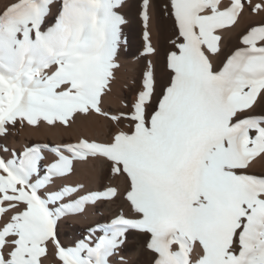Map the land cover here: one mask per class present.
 <instances>
[{
  "label": "snow or ice",
  "instance_id": "1",
  "mask_svg": "<svg viewBox=\"0 0 264 264\" xmlns=\"http://www.w3.org/2000/svg\"><path fill=\"white\" fill-rule=\"evenodd\" d=\"M0 264H264V0H0Z\"/></svg>",
  "mask_w": 264,
  "mask_h": 264
},
{
  "label": "bare ground",
  "instance_id": "2",
  "mask_svg": "<svg viewBox=\"0 0 264 264\" xmlns=\"http://www.w3.org/2000/svg\"><path fill=\"white\" fill-rule=\"evenodd\" d=\"M159 2V0H157ZM136 33L139 32V25H135ZM166 32L161 29L157 31V29L153 28V41L156 43L159 41L160 45L163 46L164 44V37ZM234 35V34H229ZM139 46L138 38L134 36L133 38V47L129 50V54L122 58V62L124 67L121 69V78L122 80L128 79L131 77L135 72V64L132 62V53L135 52L136 48ZM53 135L47 134L48 142L53 141ZM26 139H30L33 141H43L45 139V134L43 133H28L22 132L18 137L14 140L10 138L9 143H15L17 147H19ZM82 177L78 176L74 179H80ZM103 183H107V180H104ZM90 187L95 188L96 183L93 180L90 183ZM115 211L114 205L108 204H100L98 205L97 210L90 209L86 214L81 216H72L69 217L64 224L61 225L59 229L60 239L61 241L71 246L73 241L77 238L82 236L88 226L94 224L97 220L102 219V217H109L112 212ZM146 258H142L144 260Z\"/></svg>",
  "mask_w": 264,
  "mask_h": 264
}]
</instances>
